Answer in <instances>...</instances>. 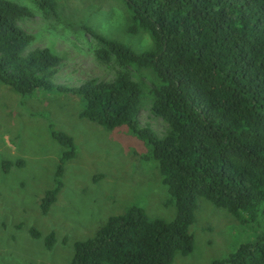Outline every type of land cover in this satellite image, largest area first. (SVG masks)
<instances>
[{
    "label": "trees",
    "instance_id": "1",
    "mask_svg": "<svg viewBox=\"0 0 264 264\" xmlns=\"http://www.w3.org/2000/svg\"><path fill=\"white\" fill-rule=\"evenodd\" d=\"M31 1L45 17L56 18L55 0ZM121 2L128 12L126 32H145L152 48L136 53L85 29L98 44L94 58L116 66L114 77L56 90L80 101L79 118L107 131L126 130L146 146L175 214L163 221L129 206L74 242L68 264H171L176 254L192 250L188 227L198 197L241 223L255 222L264 211V0ZM29 17L27 8L0 0V84L20 97L50 91L59 64L46 48L26 51L32 36L17 21ZM141 70L152 75L149 110L166 123L160 136L136 121L143 90L132 75ZM49 134L63 151L53 187L40 200L42 215L75 152L69 136L52 129ZM42 241L49 250L53 232ZM208 264H264V231Z\"/></svg>",
    "mask_w": 264,
    "mask_h": 264
},
{
    "label": "rangeland",
    "instance_id": "2",
    "mask_svg": "<svg viewBox=\"0 0 264 264\" xmlns=\"http://www.w3.org/2000/svg\"><path fill=\"white\" fill-rule=\"evenodd\" d=\"M7 1L31 13L17 21L32 36L26 51L46 48L59 57V64L50 91L20 97L0 84V264H68L74 242L91 237L109 216L132 205L142 208L148 218L172 220L174 206L156 163L146 159V146L126 130L107 131L79 118L80 101L56 90L114 77L116 66L94 58L98 44L85 29L136 53L152 48L148 34L126 32L128 12L121 0H55L56 18L45 17L31 0ZM132 79L143 90L137 124L160 136L166 123L150 112L146 89L152 75L141 70ZM50 129L69 136L75 152L64 163L61 188L42 215L40 200L53 187L63 151ZM5 162L9 166L3 171ZM263 212L255 222L241 223L198 197L188 227L192 250L186 256L176 254L171 264H208L227 256L264 231ZM31 229L38 238L31 237ZM49 232L54 242L46 250L42 240Z\"/></svg>",
    "mask_w": 264,
    "mask_h": 264
}]
</instances>
